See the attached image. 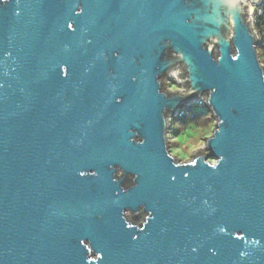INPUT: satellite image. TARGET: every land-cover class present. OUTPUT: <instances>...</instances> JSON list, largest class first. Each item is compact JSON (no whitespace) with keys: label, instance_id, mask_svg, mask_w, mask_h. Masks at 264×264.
I'll list each match as a JSON object with an SVG mask.
<instances>
[{"label":"water","instance_id":"obj_1","mask_svg":"<svg viewBox=\"0 0 264 264\" xmlns=\"http://www.w3.org/2000/svg\"><path fill=\"white\" fill-rule=\"evenodd\" d=\"M261 2L0 0V264H264Z\"/></svg>","mask_w":264,"mask_h":264},{"label":"trees","instance_id":"obj_2","mask_svg":"<svg viewBox=\"0 0 264 264\" xmlns=\"http://www.w3.org/2000/svg\"><path fill=\"white\" fill-rule=\"evenodd\" d=\"M257 30L260 34H264V15L259 19L257 23ZM257 51L259 53L261 63L264 65V58H262V54H264V37L261 40V43L257 46ZM173 86H177V83L174 82ZM212 124L213 118L206 108L193 107L186 114V116L182 118H174L171 121V132L177 129L188 131L192 128H195L201 133H206V136H209L213 131Z\"/></svg>","mask_w":264,"mask_h":264},{"label":"rangeland","instance_id":"obj_3","mask_svg":"<svg viewBox=\"0 0 264 264\" xmlns=\"http://www.w3.org/2000/svg\"><path fill=\"white\" fill-rule=\"evenodd\" d=\"M261 51V50H260ZM262 52V51H261ZM262 58H264V54H262ZM173 82H177L176 79L167 81V87L169 90H179L177 86H173ZM216 125L215 119H213L212 127L214 129ZM171 126V125H170ZM207 134L201 133L199 130L192 128L188 131H182L181 129H177L173 132H169V142H170V150L171 153L180 159L181 161L190 160L192 157V152L201 147L202 144L205 143Z\"/></svg>","mask_w":264,"mask_h":264},{"label":"built area","instance_id":"obj_4","mask_svg":"<svg viewBox=\"0 0 264 264\" xmlns=\"http://www.w3.org/2000/svg\"><path fill=\"white\" fill-rule=\"evenodd\" d=\"M253 12L251 15V18L253 20V29L257 34L259 43L257 45H259L261 43V40L264 37V34H260L257 30V23L259 21V19L264 15V0H262L261 4L259 6H254L253 8ZM176 79L175 76H173L170 80ZM177 80V79H176ZM169 81V80H168ZM174 83V82H173ZM172 83V84H173ZM177 83V88H180L179 90H183V87L179 84V82H175ZM173 91V90H171ZM203 102L204 100L200 99L199 101H196L192 104H190L189 106H187L186 108L179 110L178 114L175 118H182L184 116H186V114L190 111V109H192L193 107H198V108H206L205 106H203ZM174 119V118H173Z\"/></svg>","mask_w":264,"mask_h":264},{"label":"snow or ice","instance_id":"obj_5","mask_svg":"<svg viewBox=\"0 0 264 264\" xmlns=\"http://www.w3.org/2000/svg\"><path fill=\"white\" fill-rule=\"evenodd\" d=\"M238 59V58H237Z\"/></svg>","mask_w":264,"mask_h":264}]
</instances>
